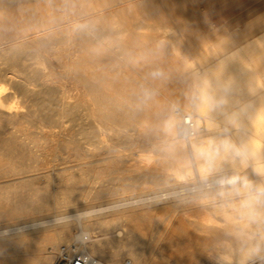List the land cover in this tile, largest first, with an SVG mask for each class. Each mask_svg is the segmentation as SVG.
Masks as SVG:
<instances>
[{"label": "bare ground", "instance_id": "6f19581e", "mask_svg": "<svg viewBox=\"0 0 264 264\" xmlns=\"http://www.w3.org/2000/svg\"><path fill=\"white\" fill-rule=\"evenodd\" d=\"M63 6L65 9L58 8ZM130 6L131 0H0V214L10 216V221L16 220L7 219L9 224L0 226V264H52L61 244L73 245L76 251L96 258L101 264H137L136 256L132 259L130 256L127 261L125 255H131V244H135L133 236L139 233L140 224L143 221L149 224L154 218H141V214L137 220L141 223L132 225L131 220L139 216L135 201L131 202V194L117 197L119 187L113 188L124 183L128 187L135 186L140 181H152L170 189L177 184L174 192L178 194L172 196L175 202L190 204L198 198L204 203L227 196L229 191L225 189L231 186L230 181L238 182L233 188L242 186L255 174L264 176V171L256 172L264 169V90L253 89L252 80H243L240 73L234 79L231 70L220 66L222 61L210 67L215 71L221 67L216 75L202 68L203 72L177 74L194 78L193 94L174 106L188 112L202 127L199 134L184 137L183 132L176 130V108L172 109L170 101H158L151 113L150 126L131 122V117L138 118L141 111L140 107L131 105V76L102 73L118 69V59L131 62V57L135 56L131 54V37L122 33L127 30L131 35L128 20L131 15L118 14ZM160 28L155 26V29ZM155 39L152 35L141 44L153 45L155 49L157 46L160 50L158 45L162 43L158 44ZM137 56L132 59L137 60ZM166 68H170L167 63ZM171 68L176 70L179 66ZM257 84L264 85V77H260ZM221 85H226L227 91H221ZM248 93L258 95H235ZM221 98L224 102L220 105ZM235 99L244 102L232 106L231 101ZM248 105L251 107L244 112ZM234 117L236 125L230 123ZM222 120H227L231 127L229 136L221 130ZM161 133L167 136L174 151L181 153L164 160L167 164L159 159L134 158L131 149L124 153L123 149L131 145L149 144L154 149L160 148L156 135ZM106 136H110V142L106 141ZM225 140L240 149L241 155L222 148ZM123 145L126 147L122 149ZM217 149L219 156L210 167L205 153H215ZM192 163L198 181L181 183L186 175L192 174ZM224 168L231 169L232 173L220 174ZM131 171H135V175L131 176ZM109 184L117 186L110 188ZM210 187L213 190H205ZM192 189L197 193L191 194ZM234 195L230 205L229 202L202 205V209L215 217L209 216L207 222L210 223L205 224L188 222L190 231L208 232L213 238L233 232L232 225L218 224L219 219H215L214 214L227 216V206L246 207L254 199L247 190ZM257 206L255 211L261 217L264 197ZM246 208L243 211L250 215L251 209ZM164 220L161 227L166 230L170 225L168 227ZM181 224L173 227L183 232ZM260 226L264 228V224ZM30 237H35V241L31 242ZM124 245L128 246L127 251L123 250ZM260 246L264 251V245ZM244 252L236 259L237 264L253 261L256 264L257 259L264 258V252L249 258L251 252Z\"/></svg>", "mask_w": 264, "mask_h": 264}, {"label": "rangeland", "instance_id": "374dc122", "mask_svg": "<svg viewBox=\"0 0 264 264\" xmlns=\"http://www.w3.org/2000/svg\"><path fill=\"white\" fill-rule=\"evenodd\" d=\"M245 1L246 0H212V3L211 5H209L208 9H205L203 7V3L200 2L199 0H177V1L176 0L174 1L173 0L171 1L170 0H131L130 7L125 8L123 11L118 12V14L129 13L131 15V18L128 19L129 22L131 23V35L129 34L127 30H123L122 33L127 38L131 37V54L133 55L135 54V56L138 55L137 56L138 58L137 60H133L135 56L134 58L132 56L131 62L122 61L121 59H118L119 63L116 62L117 66L119 67L118 69L102 71V73L103 74L105 73L109 76H112V75L116 76V75H122L124 73L126 74L128 73V75L131 76V105L140 107L141 109L140 116L138 118L131 117V122H137L142 125L150 126L153 123V117H151V113L155 111V107L158 101L160 100L170 101L171 107H173L172 109L174 110L176 108V106L174 105L176 104L178 105L179 101H183L188 96H190V94H193L192 91L194 90V87H193L194 78H191V77L182 78L180 76H177V74L184 73L185 71L186 72L189 71L187 72L188 74L194 73L197 71L198 72L207 71L209 66L206 67V64L208 62L200 58V55L203 52L209 51L210 49H217L219 52L216 53L215 55V59H214L215 60L214 63H215L220 58H222L225 53H228V52L230 53L233 50L234 52L229 56L239 57V55H242V53H240L239 50L241 49L247 50L254 46L253 43L255 41H258L261 35L264 34V0H257L256 3L252 5V7L240 13L241 12L240 9L243 7V5H245ZM61 7H58V8L65 9L64 6H63L64 8H61ZM243 10H245V8ZM179 16L183 18L185 17L188 22V26L182 31H180L177 28V24L175 20V18ZM158 25L161 26V28L155 29V26H158ZM152 35L156 36L155 40L158 41V44L162 43V45H158V48L159 46H161L160 50L159 49L157 50V46L155 49V46L153 45L144 44V43L141 44L142 42H145V40L150 38ZM230 60H231V57H229L226 60V62L222 61L220 66L226 67V69L228 67L229 69L230 65H232ZM166 63L170 66V68H166ZM175 65L177 67L179 66V68L178 69L176 68V70L174 68H171L172 66H175ZM221 67L220 69H218V71H215L214 69L213 71L211 69L210 73L213 75L220 73ZM200 68H202L203 71ZM156 73H161V74L156 75ZM262 75H264V71H262ZM242 79L246 80V78L244 77H242ZM197 87L195 86V88ZM240 88L243 89V87H240ZM252 88L258 89V90H264V85L257 84L255 86H252ZM235 95L249 97L253 95H258V93L235 94ZM243 102H244L243 99H238V100L235 99L231 101L232 106L241 105ZM177 121L176 122L178 124H176V130L183 132L184 137H186L187 136L186 131L179 125V120ZM221 122H222L221 130H223L229 136L230 133H228V131L231 127L227 123V120H222ZM156 136L159 138L158 139L159 143L162 146V147L160 146V148L158 149H154L151 145L149 146V144L147 146L145 145L141 147L131 145V148L128 146L127 148L125 145H123L121 148L123 149L126 147L125 149H123L124 153H126L125 150H128L127 152H129V150L131 149L130 150L131 156L134 158L141 159V160H150V161H153L154 159H159L163 161L164 165L167 164L164 162V160L166 161V160H169L170 158L178 157L179 154H181L180 152L174 151L175 149L169 144L170 141H168V138L165 134L161 133V134H157ZM106 137H105L106 141L110 142L108 141L110 136L109 137L106 136ZM185 146L187 148L186 150H187L189 159H191V162H192V155L189 150L188 141L185 142ZM195 170H196L195 166L192 163V174H190L189 177L188 175H186L185 180L181 181V183L183 182L187 183L186 181L188 180H190V182L192 180L198 181V174H197V171ZM166 171L170 172L171 168L167 169ZM231 171H232L231 169L224 168L223 171L220 172V174L229 175L232 173ZM262 171H264V169H261V170L257 169L256 172L258 173ZM132 174L135 175V171H131V176ZM151 182L152 181L150 182L140 181L135 186L131 184V187L133 188L131 191H129L131 187H128L129 185L126 183H124L125 186L123 184L120 186L119 185L117 186L114 184L108 185L110 188L113 186L114 187L117 186V188H113V189H118L119 187V190H121L125 188V190L124 191L121 190L120 193L118 192L119 190L116 191L118 194L117 197L118 196L128 197L131 194L129 198L131 197L132 203H134L133 201H135L136 203V206L134 204L135 208L139 209L140 211L141 209L145 210V211L143 210L140 212L136 209V213H138L139 216L137 217V219H134L136 221L131 220L132 225L133 223H137V222L141 223L140 221H137L138 218L141 216V214H142L141 218L142 217L143 218L147 217V219L154 218V219L149 220V224H145L146 222L144 223V221H143V224L142 223L140 224L139 233H136L134 235L135 237L133 236L135 244L133 245L131 244V246H133L131 247V255L130 254H127L128 256L125 255V259L127 261L130 259L129 258L130 256H131V259L136 256L134 258V261L137 264H140L141 261H144L145 264H186V263L187 264H224V263L233 264L234 262L236 263V259H238V257H240L243 253H245L244 251L247 252L248 250L251 252L249 253L248 258L254 257L256 255H261V253L264 252L262 250L253 251V248H251V246L255 247L257 245H259V248H262V246L260 245H264V243H262L264 242V232H262L264 231V228L260 226L264 224V213H261V217L259 214V219L256 222H252V220L250 219V215H247L244 212L246 208L244 206L243 207L241 206L240 208L236 206H235L236 208L233 206H227V208L229 209L228 213L226 214L227 216L222 215L220 213L214 214L216 215L215 219L220 220V221L217 220L218 224L220 225L223 224V226L232 225L234 227L235 230L233 232H229L227 234L228 236L226 235L221 238H215V237L213 238V235L210 236L208 232L205 233L204 231H201L200 233V231H196V230L190 231L191 228L188 227L189 226L188 222H197V223L205 224V223H210L209 221L207 222V219L209 218V216H211L212 218L215 217V216H212L213 214L211 215L210 211L202 209V205L208 204L212 206L213 202L214 204L224 203L226 205L230 201V199L236 196L234 194H237V193H240L246 190L248 191V189L244 186L245 182L253 186H261V184H264V176L262 175L257 176L255 174L253 178L243 182L244 184L242 183V186L238 185L236 187L231 188L234 185L233 183L230 184L231 186L228 189H225L229 191L227 192L228 194L226 193L227 196L224 197L223 195H221L223 196V198H216V201L214 200V201H207L204 203H200L203 199L197 198L193 200L190 204L189 203H178L173 200L174 198L172 196L174 194H178L174 191L177 190L176 187H178L179 185L178 186L177 184L173 185V188L170 189L167 187L163 188L155 184L154 182L152 183ZM115 183L119 184L118 182H115ZM234 184L237 185L238 182H235ZM121 186L123 187L121 188ZM191 186L193 185H190L189 187ZM138 187L140 189H138ZM229 189L232 190L231 194H230ZM234 189H236L235 192H234ZM168 190L169 192H167ZM194 190L195 189L191 190V194L197 193V191H194ZM205 190L207 191L213 190V188L210 187ZM170 191L173 192V194H171ZM215 192L219 193V191H215ZM140 193L143 195H141ZM132 194H133V198H132ZM154 196H156V198ZM140 201L143 203V205ZM137 202H138V205H140V208H138ZM228 204L230 205L232 203L229 202ZM166 205H169V206H166ZM171 206L172 207L174 206L175 208L174 207L171 208ZM153 207H156V208H153ZM253 207H255V210H256L258 207L257 203H254ZM170 210H172V212ZM234 210H237V211H234ZM192 212L194 213L192 214ZM233 215H234V218H233ZM245 215L247 216L246 218H245ZM242 217L243 219H241ZM9 218L10 216L8 217V215L3 216L0 214V226L3 227L7 225L6 223L9 224V221H10ZM7 219L9 221H7ZM162 219L163 220L165 219L164 220L165 223L168 224V227L170 225V228H167L166 230L162 229V227L164 226V225L162 226V224L164 223L162 222L163 221ZM226 219L227 221L225 223L224 220ZM142 220L144 219H141V221ZM15 221H10V222H15ZM167 221H170V222H167ZM178 222H181L182 224ZM183 223H185V225ZM180 224L182 228L184 227L183 229H185V231L181 232L180 228L175 229L173 227V226H177ZM141 225L143 226V228L141 227ZM137 226L138 224H136V227ZM255 228L258 229L259 231L257 230L255 231ZM149 230L151 232H149ZM198 232H199V235H198ZM194 233H196L197 235ZM188 236L191 238H189ZM28 239L31 242L35 241V237H30ZM140 239L142 242H140ZM228 239H231V241L230 240L227 241ZM186 240L187 242L189 241L190 243V244L188 243L189 245L188 244L185 245L187 243ZM181 242L184 245H182ZM192 243L193 245H191ZM126 246L127 245H124L123 247V250L125 251H127ZM193 247H197V248H193ZM235 247H236V254H235ZM179 248H181V250ZM135 249L136 250L138 249L139 251L137 250L138 252H135L136 251ZM55 258H56V255L54 259ZM225 258L228 260H226ZM262 260H264V258L260 257V259H257L256 264H260ZM254 262L255 261H253L252 263L250 262L248 264H253Z\"/></svg>", "mask_w": 264, "mask_h": 264}, {"label": "crops", "instance_id": "0c3cea01", "mask_svg": "<svg viewBox=\"0 0 264 264\" xmlns=\"http://www.w3.org/2000/svg\"><path fill=\"white\" fill-rule=\"evenodd\" d=\"M199 1L203 3V7L205 9H208L209 5H211L212 3V0H199ZM256 1L257 0H246L245 5H243V7L240 9L241 11L240 13L248 10L250 7H252V5H254V3H256ZM244 8L245 10H243ZM175 20H176L177 28L180 31L184 30L188 26V22L185 17L183 18L179 16V17H176ZM253 45H254L253 47L247 50H244V49L239 50V52L242 53V55H239V57L229 56L234 52L232 50L230 53L229 52L225 53L223 57L220 58L215 63H214L215 55L216 53L219 52L217 49H210L209 51L203 52L200 55V58L208 62L206 64V67L209 66L208 73L211 74L210 67H212L214 64L216 65V63L219 61L226 62V60L229 57H231L230 61L232 65H230L229 70H231L234 73V76H235L234 79H236L237 74L240 73L241 78L242 77L246 78L245 81L252 80L251 86H255L257 84V80L260 77H264V75H262V71H264V34H262L259 40L255 41ZM260 264H264V260H262Z\"/></svg>", "mask_w": 264, "mask_h": 264}, {"label": "built area", "instance_id": "2783aa9c", "mask_svg": "<svg viewBox=\"0 0 264 264\" xmlns=\"http://www.w3.org/2000/svg\"><path fill=\"white\" fill-rule=\"evenodd\" d=\"M174 115L179 120V125L186 131L187 136L193 137L199 134L202 127L198 126L188 112L175 109ZM52 264H101L96 258L75 250L73 245L61 244L56 258Z\"/></svg>", "mask_w": 264, "mask_h": 264}, {"label": "clouds", "instance_id": "9594fccd", "mask_svg": "<svg viewBox=\"0 0 264 264\" xmlns=\"http://www.w3.org/2000/svg\"><path fill=\"white\" fill-rule=\"evenodd\" d=\"M161 73H156V75H160ZM221 91H227V86L226 85H221L220 86ZM223 99L221 98L219 101V104H223ZM251 107V105L246 106L243 111L247 112V110ZM230 123L233 125H236V118L234 117L232 120H230ZM221 147L224 148L225 150H231L233 155L239 156L241 155V151L238 148H235L233 145H231L227 140L222 141ZM219 156V149L215 153L212 152H207L205 153V157L207 162L209 163V166L213 164L215 161L216 157ZM218 183L223 184L224 181H218ZM230 183H235V181H230ZM245 187L248 189L249 193L254 196V199L250 201L248 204L245 206L251 209L250 212V219L252 222H256L259 219V213L255 211L253 204L254 203H259L260 198L264 197V186H253L251 184L245 183ZM259 245L256 246V248L253 249V251H259Z\"/></svg>", "mask_w": 264, "mask_h": 264}]
</instances>
